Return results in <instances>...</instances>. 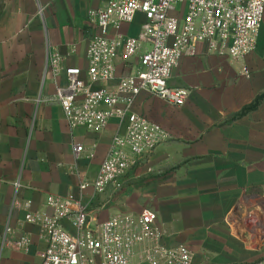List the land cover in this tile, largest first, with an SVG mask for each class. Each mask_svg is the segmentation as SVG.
I'll use <instances>...</instances> for the list:
<instances>
[{
	"label": "crops",
	"instance_id": "obj_1",
	"mask_svg": "<svg viewBox=\"0 0 264 264\" xmlns=\"http://www.w3.org/2000/svg\"><path fill=\"white\" fill-rule=\"evenodd\" d=\"M106 2L0 0V264L42 263L46 234L40 223L25 220L20 205L29 204L32 215L50 216V196L80 199L96 211L98 224L151 209L166 242L190 249L194 264L264 259V243L252 246L230 220L264 199V24L256 51L243 61L200 45L194 57L178 63L169 86L189 93L184 107L142 92L134 112L161 125L169 140L146 157L122 193L109 188L95 195L92 188L81 193L80 184L96 178L124 125L115 120L103 133L72 132L55 101L66 76L54 77L48 62L57 51L65 67L79 68L87 80L94 34L87 15ZM144 22L139 16L137 24L111 36L137 37ZM116 65L117 75L127 76L137 61L118 58ZM76 146L84 148L79 156ZM61 226L75 234L70 222ZM24 235L31 238L30 249H14Z\"/></svg>",
	"mask_w": 264,
	"mask_h": 264
},
{
	"label": "built area",
	"instance_id": "obj_2",
	"mask_svg": "<svg viewBox=\"0 0 264 264\" xmlns=\"http://www.w3.org/2000/svg\"><path fill=\"white\" fill-rule=\"evenodd\" d=\"M145 22L137 37L111 36L112 30ZM88 25L94 32L87 47V80L76 67H65L57 51L49 58L54 77L62 73L66 85L56 89L55 101L62 107L73 132L84 129L103 133L112 121L124 125L116 133L109 154L91 183L80 184L83 193L92 188L95 195L112 188L118 195L146 157L169 140L161 125L133 107L147 91L174 107H184L189 93L169 86L174 69L186 57H194L200 45L233 61H243L254 53L264 24V0H107L88 12ZM137 61L135 72L117 75L116 60ZM247 78L250 74L244 70ZM79 156L82 146L75 147ZM18 188L19 185H16ZM25 220L40 223L47 237L41 264H194L195 256L185 246H171L157 224V214L145 209L139 215L122 214L98 224L96 211H89L73 196H50V216L29 213V204L20 205ZM250 238L251 245L264 243V199L230 218ZM68 221L75 234L64 230ZM7 229L3 245L7 242ZM32 241L24 235L12 247L28 251ZM256 264H264V259Z\"/></svg>",
	"mask_w": 264,
	"mask_h": 264
},
{
	"label": "rangeland",
	"instance_id": "obj_3",
	"mask_svg": "<svg viewBox=\"0 0 264 264\" xmlns=\"http://www.w3.org/2000/svg\"><path fill=\"white\" fill-rule=\"evenodd\" d=\"M261 260H263V259H247L245 262H239V260L233 259L231 263L232 264H256L257 262H259ZM218 261H224V260L223 259H218ZM202 264H223V262L222 263H214V262H211V261L208 260V261H204Z\"/></svg>",
	"mask_w": 264,
	"mask_h": 264
}]
</instances>
